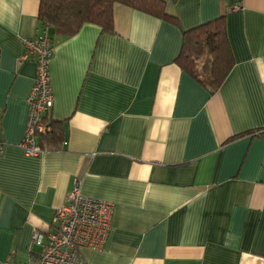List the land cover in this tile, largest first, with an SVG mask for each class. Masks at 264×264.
<instances>
[{
  "label": "crops",
  "instance_id": "1",
  "mask_svg": "<svg viewBox=\"0 0 264 264\" xmlns=\"http://www.w3.org/2000/svg\"><path fill=\"white\" fill-rule=\"evenodd\" d=\"M40 3L0 0V264L35 263V234L76 183L113 204L84 264H264V0H168L178 24L116 4L113 32L55 40L51 118L67 141L35 157L19 144L38 75L24 42L51 31ZM219 16L235 64L210 92L177 58L183 31Z\"/></svg>",
  "mask_w": 264,
  "mask_h": 264
},
{
  "label": "trees",
  "instance_id": "2",
  "mask_svg": "<svg viewBox=\"0 0 264 264\" xmlns=\"http://www.w3.org/2000/svg\"><path fill=\"white\" fill-rule=\"evenodd\" d=\"M40 1L38 18L46 26V29L51 30L49 34H46L52 46L51 55L54 51L55 40L76 35L87 23L98 25L104 32H113L116 4H123L175 24L179 23L177 15L167 10L168 0ZM42 36L44 35L35 39ZM27 51L28 49L25 48V52ZM33 59L37 61L36 58L33 57ZM177 62L184 71L205 85L210 92L217 91L235 64L225 16H219L184 30L183 45ZM47 119L45 115L44 120ZM50 122L53 127L51 132L44 136H37L38 145L45 152L60 150L67 141L63 124L53 117L50 118Z\"/></svg>",
  "mask_w": 264,
  "mask_h": 264
},
{
  "label": "built area",
  "instance_id": "3",
  "mask_svg": "<svg viewBox=\"0 0 264 264\" xmlns=\"http://www.w3.org/2000/svg\"><path fill=\"white\" fill-rule=\"evenodd\" d=\"M24 46L28 51L22 54V59L36 58L38 75L28 96L29 116L20 146L28 156L36 157L45 152L38 145L37 136L51 129L49 118L54 106V95L49 59L52 46L47 35L26 40ZM45 115L47 120H44ZM5 147L6 143L0 142V154ZM112 214L111 202L84 196L80 184L76 183L68 195L67 203L57 210L54 229L35 234L32 246L40 247L41 252L34 264H84L80 248L103 247L111 229ZM1 264L18 263L9 259Z\"/></svg>",
  "mask_w": 264,
  "mask_h": 264
},
{
  "label": "rangeland",
  "instance_id": "4",
  "mask_svg": "<svg viewBox=\"0 0 264 264\" xmlns=\"http://www.w3.org/2000/svg\"><path fill=\"white\" fill-rule=\"evenodd\" d=\"M49 124H50V126H51V129L48 131V132H51V130H52V124H51V122H50V118H49ZM48 132L47 133H41V134H39V135H42V136H44V135H46V134H48ZM5 143V142H4ZM21 143V142H20ZM19 146H20V144H19ZM21 147V146H20ZM6 148V147H5ZM4 151H5V149H4ZM25 151V150H24ZM4 153V152H3ZM3 153H1V154H3ZM25 154H26V152H25ZM27 155V154H26Z\"/></svg>",
  "mask_w": 264,
  "mask_h": 264
}]
</instances>
